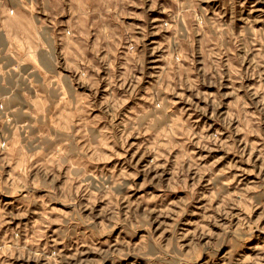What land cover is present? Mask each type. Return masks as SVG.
Instances as JSON below:
<instances>
[{"label":"rangeland","instance_id":"1","mask_svg":"<svg viewBox=\"0 0 264 264\" xmlns=\"http://www.w3.org/2000/svg\"><path fill=\"white\" fill-rule=\"evenodd\" d=\"M0 264H264V0H0Z\"/></svg>","mask_w":264,"mask_h":264}]
</instances>
